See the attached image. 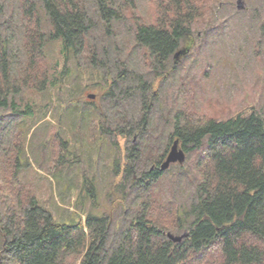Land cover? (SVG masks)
Instances as JSON below:
<instances>
[{
    "label": "trees",
    "instance_id": "trees-1",
    "mask_svg": "<svg viewBox=\"0 0 264 264\" xmlns=\"http://www.w3.org/2000/svg\"><path fill=\"white\" fill-rule=\"evenodd\" d=\"M94 2L100 23L121 17L112 0ZM205 5L206 0H159L155 23H137L129 48L141 46L147 51L155 76L156 67L167 68L170 58L174 68L173 55L181 50L178 57H183L191 48L192 25L204 15ZM18 10L25 62L21 82L43 91L47 82L55 85L57 79L66 77L70 57L85 52L92 65L88 69L102 68L105 82L112 78L101 95L109 98V104L117 105L134 94L140 99L141 117L128 119L119 111L115 116L119 135L129 138L126 133L136 129L141 139L129 148L123 170L125 178L133 179L132 193L125 199L126 226L109 240L110 216L88 211L84 223L66 224L55 221L51 211L39 203L20 176L29 163L24 133L14 132L10 155L6 150L0 154V264H70V259L79 260L78 264H264V112L257 106H245L227 118L198 114L192 91L182 88V102L167 118L172 128L161 144L164 128L154 136L152 131L157 128L150 130L147 125L159 99L155 87L142 81V74L132 84L133 72L125 57L110 58L107 47H102L103 60L97 57L98 48L87 41L96 21L84 0H18ZM6 24L7 19L0 20L4 27V33L0 32V109H5L0 111L2 150L6 124L12 125L30 108L16 99L21 83L10 66L14 53L5 37ZM49 42L56 44L63 58L59 71L48 63L44 46ZM52 138L48 170L70 164L67 159L64 162L68 141L58 133ZM175 139L185 157L190 154L192 158L161 170ZM117 172L119 177L120 166ZM87 190L94 200L93 189ZM185 231L187 237L179 242L166 236L167 232L179 235Z\"/></svg>",
    "mask_w": 264,
    "mask_h": 264
},
{
    "label": "rangeland",
    "instance_id": "rangeland-1",
    "mask_svg": "<svg viewBox=\"0 0 264 264\" xmlns=\"http://www.w3.org/2000/svg\"><path fill=\"white\" fill-rule=\"evenodd\" d=\"M84 1L96 21L87 34V41L98 48L97 57L103 60L102 47H107L110 58L125 57L133 72L132 84L138 80L136 76L142 74V81L155 87L159 99L153 104L147 125L150 130L157 128L152 131L154 136L164 128L161 144L167 141V131L172 128L167 118L175 114L182 102V88L192 91L198 114L227 118L245 106H257L264 112V0H242V8L237 7V0H206L204 15L192 25L193 44L188 53L176 58L174 68L172 58L167 68L157 66L156 76L147 51L141 46L129 47L133 44L137 23H155L159 0H112V6L120 8L121 17L107 23L99 22L94 0ZM0 3L3 8L0 20L7 19L5 37L9 38L8 45L14 53L10 66L20 77L25 62L21 51L23 25L20 24L18 0H0ZM3 30L4 27H0V32L4 33ZM44 50L48 63L56 65L59 71L63 58L56 44L46 43ZM66 63L69 69L66 77L57 79L55 85L47 82L40 92L34 90L30 82L23 84L19 78L21 90L16 99L30 108L12 125L6 124L1 135L5 149L1 148L0 154L6 150L10 155L14 132H23L24 153L29 163L20 176L39 203L51 211L55 221L66 224L84 223L88 211L92 215L110 216L113 221L109 240H112L114 233L126 226L125 199L132 193L133 179L125 178L123 170L129 148L141 139L136 129L126 133L129 138L119 135L115 113L124 112L128 119L141 117L143 105L136 94L117 105L109 104V98L101 95L111 85L112 78L105 82L102 68L97 74L88 69L92 65L85 52L78 58L70 57ZM108 65L111 66V62ZM55 77L58 78V73ZM94 83L101 86L93 87ZM90 93H94L93 99L87 97ZM56 133L68 141L64 147L68 152L64 162L69 160L70 164L66 162L55 170H48L46 167L52 165L51 141ZM188 157L192 158L186 155V162ZM117 165L121 169L119 177ZM88 188L93 189L94 200ZM156 192L162 196V192ZM1 245L0 235V249ZM72 261L68 263L79 262Z\"/></svg>",
    "mask_w": 264,
    "mask_h": 264
},
{
    "label": "water",
    "instance_id": "water-1",
    "mask_svg": "<svg viewBox=\"0 0 264 264\" xmlns=\"http://www.w3.org/2000/svg\"><path fill=\"white\" fill-rule=\"evenodd\" d=\"M242 0H237V7L238 8H242ZM182 51L178 50L174 53V60H176V58H178V55L181 54ZM89 98H93L94 95H88ZM185 159V153L184 151L179 147V141L178 139H175L172 142V145L168 151V153L166 154V157L164 159V161L161 163L160 165V169L164 170L166 169L169 164L171 163H182ZM188 233L185 231L181 234H173L170 232L166 233V236L171 239L173 242H179L181 241L183 238L187 237Z\"/></svg>",
    "mask_w": 264,
    "mask_h": 264
}]
</instances>
